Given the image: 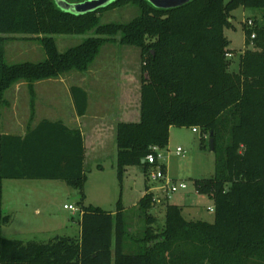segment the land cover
<instances>
[{
	"label": "trees",
	"instance_id": "1",
	"mask_svg": "<svg viewBox=\"0 0 264 264\" xmlns=\"http://www.w3.org/2000/svg\"><path fill=\"white\" fill-rule=\"evenodd\" d=\"M128 6L139 10L129 23H101L102 13ZM241 7L261 9L262 26L254 23L246 30L239 71L231 72L225 30ZM89 33L93 36L78 46L58 50L55 36ZM9 35L39 42L46 59L9 64L4 50ZM113 41L140 49L143 75L140 122L116 128L120 185L128 168L152 169L144 161L154 147L168 148L172 127L197 128L209 137L210 150L214 141V176L194 182L196 193L212 200L214 221H188L181 206L167 202L164 225L156 232L150 213L154 194L147 193L138 203L146 228L142 237L129 238L121 199L115 213L83 205L87 174L81 131L43 120L24 136L0 134V264H264V0H192L172 10L146 0H117L81 16L61 10L56 0H0V109L6 93L22 83L33 108L35 84L87 72ZM71 96L77 115L85 116L87 92L72 86ZM5 180L62 181L79 190L80 239H6ZM129 240L135 251H127Z\"/></svg>",
	"mask_w": 264,
	"mask_h": 264
},
{
	"label": "rangeland",
	"instance_id": "2",
	"mask_svg": "<svg viewBox=\"0 0 264 264\" xmlns=\"http://www.w3.org/2000/svg\"><path fill=\"white\" fill-rule=\"evenodd\" d=\"M139 15L136 7L128 6L101 14V23L126 24ZM253 21L262 26L261 9L238 8L232 13V28L225 30V36L230 42L231 58L230 71L238 72L240 57L245 52L247 23ZM89 33L84 36H55L60 52L78 46L84 40L92 37ZM119 38H117L118 40ZM6 60L9 64L40 63L46 59L41 44L37 41L25 40L20 35H9L4 43ZM114 70L134 73L136 76L135 102L140 97L142 79V61L140 49L121 46L118 42L107 43L100 51L99 56L88 71ZM87 71V72H88ZM67 85L78 84L81 79L79 72H70L62 76ZM61 79L44 81L36 86V91L43 99L37 106V116L47 117L48 106L46 101L51 93L62 94L58 89L63 84ZM23 84V85H22ZM13 86L5 95L7 104L0 109V133H21L19 123L25 122L32 109L23 107L22 99L27 97L28 85L22 83ZM36 85V84H35ZM20 88V91L17 89ZM35 89V86H34ZM58 90V91H57ZM30 91V90H29ZM23 92L25 95H23ZM56 95V96H57ZM61 96V95H60ZM17 99L19 100L17 105ZM45 99V100H44ZM32 101V96H30ZM45 102V103H43ZM32 104V102H30ZM34 105V106H35ZM33 106V108H35ZM35 111V109H34ZM23 118V119H22ZM202 138L205 149H202ZM208 136H203L197 128L172 127L168 148L161 151L164 155L163 163L168 176L175 182H185L188 189L173 194L167 202L184 208L186 220L214 221V205L205 195L197 194L194 187L196 180L211 179L215 173V154L208 147ZM180 148L182 156L176 154ZM117 147L114 155L90 159L87 163V182L84 186V206L99 207L106 212L117 209L121 199L126 209V223L128 236L131 239L142 237L146 228L144 217L138 208V203L147 194L164 196V190L159 182L153 179V169L144 172L141 168H134L130 175L124 178L122 185L117 179ZM82 195L79 190L67 186L62 181L47 180H5L3 183L4 214L9 217V223L2 228L6 239L23 242L36 241L48 243L56 237H71L80 239L81 233V203ZM154 204L150 211L155 218L153 229L159 232L164 225L165 206ZM74 206L72 212L65 206ZM210 208V209H209ZM194 217L196 218H192ZM136 245L128 241L127 251H135Z\"/></svg>",
	"mask_w": 264,
	"mask_h": 264
},
{
	"label": "crops",
	"instance_id": "3",
	"mask_svg": "<svg viewBox=\"0 0 264 264\" xmlns=\"http://www.w3.org/2000/svg\"><path fill=\"white\" fill-rule=\"evenodd\" d=\"M80 74V82L78 84L72 85H67L66 81L62 79V76L60 77L61 81L58 83L63 84V87L59 88L58 90L62 92V94L57 95L54 92L50 94L51 97H48L47 100L44 99L48 106L47 111L49 113L47 117H38V111L36 109L37 106L35 105L42 104L40 100L43 98H41L36 91V86L42 84L43 82L37 83L35 85V97L33 100V106L35 105V108H32L30 103L32 101L30 100L31 94L28 89V92H26L28 94L26 97L27 103L23 98L22 105L23 107L26 106L28 111L31 107L32 113L29 114L25 122L19 123V127L22 131L16 135L24 136L29 129L35 128L43 120L62 122L70 129H79L84 139V166L86 170L87 163L90 159H97L99 156L102 157L110 153L114 155V149L116 145V128L118 124L140 122L141 86L140 97L136 103L134 92L137 85V79L134 73L131 74L129 72L117 70H101L96 72L88 71ZM72 86H78L84 89L88 94V110L86 115L83 117H79L77 115L71 96ZM20 90V88L17 89V91ZM23 95H25L24 92ZM19 100L17 99V105ZM133 169L134 168H128L125 177L130 175L134 171ZM113 213H115V211H113ZM191 216H193V219L196 218L194 215Z\"/></svg>",
	"mask_w": 264,
	"mask_h": 264
},
{
	"label": "built area",
	"instance_id": "4",
	"mask_svg": "<svg viewBox=\"0 0 264 264\" xmlns=\"http://www.w3.org/2000/svg\"><path fill=\"white\" fill-rule=\"evenodd\" d=\"M248 27L251 29L254 27L253 21H248ZM255 34L251 35V38H255ZM227 58H231L232 54L228 53ZM161 149L158 147H154L152 152L146 157L144 162H147L150 166H152L153 172V179L155 182H159L162 185V189L164 190V196L156 195L154 196V203L157 205H162L170 199L173 194H176L180 191H185L188 189V185L185 182H175L172 180L168 175L167 172L164 173L162 170V166H165L163 163L164 155L161 153ZM178 156H182L184 152L182 149L178 148L176 151ZM66 209L74 212V206H65Z\"/></svg>",
	"mask_w": 264,
	"mask_h": 264
},
{
	"label": "water",
	"instance_id": "5",
	"mask_svg": "<svg viewBox=\"0 0 264 264\" xmlns=\"http://www.w3.org/2000/svg\"><path fill=\"white\" fill-rule=\"evenodd\" d=\"M117 0H87L83 3L72 4L66 0H56L58 7L70 14L81 16L107 8ZM153 7L162 10H172L189 4L192 0H146ZM214 150V141L211 140V151Z\"/></svg>",
	"mask_w": 264,
	"mask_h": 264
}]
</instances>
